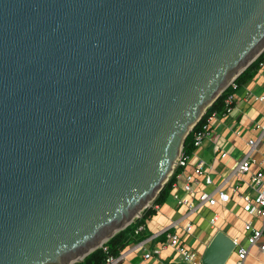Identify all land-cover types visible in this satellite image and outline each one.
Listing matches in <instances>:
<instances>
[{
    "label": "water",
    "instance_id": "95a60500",
    "mask_svg": "<svg viewBox=\"0 0 264 264\" xmlns=\"http://www.w3.org/2000/svg\"><path fill=\"white\" fill-rule=\"evenodd\" d=\"M263 51L264 0H0V264H75L139 218Z\"/></svg>",
    "mask_w": 264,
    "mask_h": 264
},
{
    "label": "crops",
    "instance_id": "0c3cea01",
    "mask_svg": "<svg viewBox=\"0 0 264 264\" xmlns=\"http://www.w3.org/2000/svg\"><path fill=\"white\" fill-rule=\"evenodd\" d=\"M236 95L235 111L226 117L219 116L213 123L215 139L228 151L229 156L221 158L214 152L213 142L205 140L200 147L193 150L186 172H191L199 160H204L207 164L214 166V169L210 171L214 179L218 181L221 176L229 171L236 160L242 159L245 155L248 140L260 136L261 129L258 128V125H264V99L261 100L256 97H264V69H259L254 78L237 89ZM263 148L264 136L258 144V150ZM237 153H240L241 156L238 157L239 154ZM256 156L259 159L261 157L260 152H257ZM257 169V166L252 167V170ZM184 182V177L178 180V186L174 189V193L186 194L182 188ZM203 188L206 187L201 186L200 189ZM227 189L229 192L232 190L229 187ZM242 190L252 192L246 185L242 187ZM171 191L166 202L158 205L157 212L147 219L145 228L150 234L149 237L141 242L129 244L121 252L115 264H185L177 249L167 243L166 235L162 233L166 229L177 233L180 242L193 250L202 264V256L217 231L222 230L232 238H238L242 244L247 245L250 234L245 230V223L252 220L254 225L258 226L263 222L262 218L243 210L242 201L233 190L232 201L218 205L219 210L216 213L219 214V220L215 225L209 224L206 220L203 221L199 215L202 210L189 213L187 206H180ZM194 199H197V196ZM210 218L211 216L208 217V220ZM189 222L194 225L191 232L186 230V225ZM260 243H264V235L259 243L248 245L250 250L246 264H264V252L260 249ZM156 248H160V253L154 252ZM148 252H151L152 255L146 258L145 254ZM230 258L232 261H229ZM236 258L237 255L234 250L226 264H233Z\"/></svg>",
    "mask_w": 264,
    "mask_h": 264
},
{
    "label": "built area",
    "instance_id": "2783aa9c",
    "mask_svg": "<svg viewBox=\"0 0 264 264\" xmlns=\"http://www.w3.org/2000/svg\"><path fill=\"white\" fill-rule=\"evenodd\" d=\"M259 69H264V58L259 62ZM231 85L234 89H238V85L235 82H232ZM256 98L261 100L264 99L263 96ZM236 103L237 95L235 91L224 97L221 113L217 110L208 112V108L205 110L202 117L192 128L193 130L198 125L194 131L195 148L200 147L205 140H210L213 142V150L218 156L221 158H227L229 156L228 151L215 139L213 123L219 116L226 117L231 115L236 109ZM258 128L261 129L260 136L248 140V148L245 155L242 159L236 160L229 171L221 176L218 181L214 179L210 171L214 169V166L212 164H207L204 160H199L194 165L191 172H186L192 154H185L183 148L176 160L174 170L171 174L172 176L176 170L179 169L171 193H174V189L177 188L178 180L182 177L185 178L182 188L186 194L180 195L174 193V196L180 206H187L189 213L196 212L205 206L214 207L220 203L227 204L231 202L233 190L238 194L237 197L242 201L241 204L244 211L263 219L261 226L254 225L252 220H248L245 223V230L250 234L247 240V245L242 244L238 238H233L235 244L234 250L237 255L233 264H246V259L250 250V246L248 245L259 243L264 235V148L260 151L258 150V144L264 136V125L260 124L258 125ZM257 152H260L261 154L259 159L256 156ZM253 166H257L258 169L252 170ZM244 185L249 187L252 192L243 191L242 187ZM201 186L206 188L200 189ZM228 187L232 189L231 192L228 191ZM197 193L199 194L197 195ZM195 196H197V199H194ZM157 207L158 205H156V208ZM218 220L219 214L215 212L209 219V223L215 225ZM144 228V224L140 225L137 232ZM193 229V223L189 222L186 225V230L191 232ZM162 233L166 235L167 243L177 249L185 264H201L196 253L180 242V237L177 233L170 229H166ZM259 246L264 252V243H260ZM154 252L160 253V248H156ZM151 255L152 253L148 252L145 254V257L149 258ZM117 261L118 257L110 256L107 258V264H115Z\"/></svg>",
    "mask_w": 264,
    "mask_h": 264
},
{
    "label": "trees",
    "instance_id": "16d2710c",
    "mask_svg": "<svg viewBox=\"0 0 264 264\" xmlns=\"http://www.w3.org/2000/svg\"><path fill=\"white\" fill-rule=\"evenodd\" d=\"M264 58V52L252 63L246 70H244L236 79L235 83L238 85V89L242 87L245 83L250 81L259 71V62ZM232 85L226 88L219 98L208 108V112L217 110L222 112L223 100L229 93L235 92ZM200 124V123H199ZM198 125L190 131L184 142V153L192 154L195 149L194 146V131ZM179 169L169 178L163 189L159 192L157 197L151 203V206L147 207L139 218H136L130 225L125 229L118 232L107 242L103 244L102 247L94 250L92 253L87 255L84 260L76 262L75 264H107V258L110 256L119 257L121 252L131 243H138L149 237L146 228L137 232L140 225H145L147 219H149L153 214L157 212L156 205H162L168 199L170 191L172 189L173 183L176 180L177 173Z\"/></svg>",
    "mask_w": 264,
    "mask_h": 264
},
{
    "label": "rangeland",
    "instance_id": "374dc122",
    "mask_svg": "<svg viewBox=\"0 0 264 264\" xmlns=\"http://www.w3.org/2000/svg\"><path fill=\"white\" fill-rule=\"evenodd\" d=\"M216 128V126H215ZM217 129V128H216ZM241 153V152H240ZM240 153H237L239 155H237L238 157H240ZM245 153V152H244ZM204 209V210H203ZM202 210V211H201ZM219 210V206L217 205L215 208L213 207H209V206H205L202 209H200V217L203 218V221L206 220L209 223L208 217L212 216L215 212H217ZM210 224V223H209ZM261 226V225H260ZM209 227V226H208ZM230 228V227H229ZM229 261H232L231 258L229 259Z\"/></svg>",
    "mask_w": 264,
    "mask_h": 264
}]
</instances>
